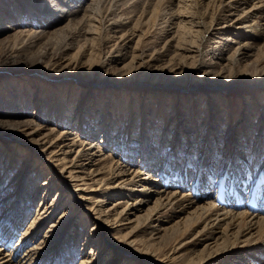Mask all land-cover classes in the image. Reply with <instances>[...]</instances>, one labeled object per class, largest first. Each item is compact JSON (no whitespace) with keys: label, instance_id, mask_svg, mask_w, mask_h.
I'll list each match as a JSON object with an SVG mask.
<instances>
[{"label":"bare ground","instance_id":"1","mask_svg":"<svg viewBox=\"0 0 264 264\" xmlns=\"http://www.w3.org/2000/svg\"><path fill=\"white\" fill-rule=\"evenodd\" d=\"M62 1L64 6L58 4L60 11L56 14L51 8H41L40 4L34 12L27 7L28 3H21L31 15L30 25L42 26L43 29L19 32L28 43L20 54L30 51L49 33L48 29L59 26L65 13L73 9L68 11V16H74V22L63 27L65 31H60L56 38H53L56 33L48 37L45 45L52 40L57 44L64 42L67 32L71 35L67 39L80 42V49L89 44L91 53L101 54L103 45L109 46L110 38L121 33L119 39L123 44L116 46V63L130 54L133 55L131 62L138 56L144 59L148 55L159 62L169 56L172 45L168 42L167 53H147L150 48L146 50L149 42L144 39L147 33L144 28L160 20L161 27L175 26L177 41L173 45L174 53L177 55L182 50L179 55L183 57L178 60L189 58L196 61L200 57L203 60L204 55H210L206 66L212 69H217L218 65L222 67L223 61L228 62L225 66L229 65L230 69L240 67L243 62L246 63L244 67L251 62L264 63V45L259 46V41L264 39V31L261 30L264 0H208L204 8L206 0H93L84 8L81 5L84 0H78L75 6L72 4L76 0ZM175 1L178 2L175 10L168 12L162 8L165 2L170 6L176 5ZM250 3L252 6L247 10ZM16 6L17 1L11 5ZM239 9L245 15L240 14L234 19L232 16L237 15ZM0 10L3 15L7 9ZM81 10L85 14L75 21ZM134 16L137 19L133 22ZM44 17L49 18V23H45ZM106 23L111 28L105 35L102 30ZM135 35L139 38L131 53L129 43ZM213 35L217 45L205 54L203 49L210 48L208 37ZM242 37L246 40H239ZM224 41L231 43L224 45ZM232 42L235 45H231ZM142 44L146 48L143 46L145 49H140V54H137L136 50ZM257 47L258 51L253 53ZM52 49L55 50L54 57L60 58L54 64L62 65L60 61L65 62L66 59L59 51L61 48ZM154 49L157 50L156 47ZM45 54L48 53L41 50L38 56ZM253 56L255 58L250 61ZM67 64L70 65L71 60ZM231 81L233 83L220 86L213 79L205 85L206 94L200 95L196 92L197 85H144L132 80L129 85L138 87L139 99L131 102L130 98L126 103L123 92L116 99L114 91H111L100 109L97 107L101 100L97 95L99 92L95 94L92 88L87 89L91 85L86 81H83L87 85L82 89L76 109L70 106L71 96L62 94L56 96L60 103L53 106L45 98L47 95H39L35 105L30 101L27 105L34 106L40 118L21 121L19 126L26 128L28 132H25L32 139L34 133L47 130L39 139L41 141L58 132L51 141L56 146L43 150L57 161L59 176L56 178L53 170L49 172V178L43 182L41 207L36 217L22 228L32 208L31 202L27 201L35 200L42 190L36 188L31 191L35 177L29 176V165L36 157H31V153L24 150L27 154L21 160L17 151L23 149L12 142L14 139L0 133V138H4L0 146L7 142L6 153L0 154V169L3 170L0 173V213L3 211L0 215V264H264V92L261 88L256 89L254 102L241 95L238 97L241 108L236 110L232 107L233 100L226 102L228 97L219 93L229 88L255 90L259 85L264 87V82L261 80L262 84L259 82L255 86ZM110 84L113 85L109 83L108 86ZM114 86L120 88V84ZM143 87L151 90L144 91ZM65 98L67 101H63ZM12 102L15 109V102ZM19 112L15 110V113ZM169 121L177 125L170 136ZM60 127L63 128L59 130ZM70 128L76 130L72 129L76 133L75 138H67ZM95 130L103 140L97 144L85 142ZM114 130L117 131L116 139L112 137ZM191 133L197 136H191ZM109 135V142L117 141L114 143L116 147L124 141L120 154H116L115 146L109 145L108 153L104 152L101 144L105 138L108 141ZM184 139L187 141L186 150L181 147ZM77 147L76 157L69 159V153ZM167 148L169 152L165 154ZM177 148L179 151L175 152ZM240 148L247 151L242 152ZM124 157L127 159L122 161ZM132 157H139L142 163H137ZM41 163L36 160V169L41 167ZM159 163L162 167L156 175H164L160 180L152 177ZM176 167H180L181 172H174ZM71 178L81 186L77 184L78 188H72L68 183V179L73 181ZM175 180H179L178 183ZM185 189L188 191L183 192ZM205 195L211 198L205 200ZM49 196L52 198L50 203L47 202ZM112 199L114 204L105 209L103 206ZM123 199L126 200L123 202ZM151 199H154L153 204L145 213H138ZM78 207H86L88 213L79 215ZM59 213L61 216L56 219ZM153 221L157 223L151 225L149 222ZM96 226L102 227L101 234L96 233ZM7 229L11 233L4 241L2 234ZM109 231H126V236L131 235L128 242L132 250L122 249L119 239L108 238L104 233ZM13 232L14 236H20L11 249L9 239ZM192 233H195L194 237L185 241ZM80 241L82 243L79 244ZM138 244L142 246L138 248ZM23 248H26L23 254L17 255ZM155 252L160 253L163 259L155 258ZM103 253L111 257L108 262ZM68 258H72L71 262Z\"/></svg>","mask_w":264,"mask_h":264},{"label":"rangeland","instance_id":"2","mask_svg":"<svg viewBox=\"0 0 264 264\" xmlns=\"http://www.w3.org/2000/svg\"><path fill=\"white\" fill-rule=\"evenodd\" d=\"M9 1H11V0H0V9L1 8L7 9L3 15H1V13H0V16H1L0 28L2 29V31H0V133L1 132L5 133L4 137H10L11 138L10 140L14 139L12 142H15L16 145L20 146L21 149H23V150L17 151L21 157V160H23L22 157L24 158V156L27 154V152H25L24 150H28L29 153H31V157H33V158L36 157L37 162H40V163L43 162L45 164V166H47V168H45L43 163H41L40 164L41 167L37 168V169H39V170H37L36 169V160L31 161V164L29 165V174L31 173L29 176L35 177V179L32 183V186H31V191L36 189V188H41L42 190H41V194L38 195L35 198V200L32 201L31 199H29V201H27V203L31 202L32 208H31V213H29V215L25 219V222H24V225L22 228L26 227V225L32 219H34L36 217V213H37L38 209L41 207L40 203H41V199L43 196L42 193H44L43 182H44L45 178H49L47 176H49V174H50L49 172H51L52 170L54 171L53 175L56 176V178H58L57 176H59V174H58L57 170L60 168L58 166L57 161L50 158L46 154L47 152L45 150H43V149H46L49 146H52L53 144H55V143L51 144L52 143L51 141H53L54 137H56L58 132L52 138H47L46 140L41 141L39 139L46 133L47 130H40L37 133H34V135H33L34 138L32 139L26 133V132H28V130L26 128H23V126H19V124H20L19 122H21V121L33 120V119L35 121H37V119L40 118L39 115L35 113L36 108L32 105H27L30 101L33 103V105H35V99L39 98L42 95H43V97H45L47 95V97H45V98L49 99L48 101L53 106L54 104L60 103V102H58L60 99L57 100L56 96L62 94L63 96H71V99H69L70 100L69 102H71L70 106H71V108L73 107L74 109H76L77 107H79V99H80V96L82 95V92H83L82 89H83V87H86L85 85H87V84H84L83 81H86L91 85L89 87H86L87 89L92 88V91H94L93 93H95V94L97 93V91L99 92V93H97V95H98V97H101V100H99V102H97L98 109H100L101 105L104 104L103 100H107L108 95H109V93H111V91H114V93H115L114 98L116 97V99H118V97L120 95H122V92H123V95L125 96V102L126 103L129 102L128 99H130V98H131V102H135L137 99H139L137 97L138 93L140 92L138 90V87L129 85L132 80H134V82L139 83V84L144 83V85L150 84V83H153V84L154 83L155 84L174 83L176 85H182L185 83L188 85H197L198 90H196V92H197V94H200V95L206 94L207 88L205 85L209 82L211 83V80H213V79L220 86L221 85L224 86V85H228V84L233 83L231 80H235L238 83L243 82V84H245L246 82L252 83V84H255V86L259 82H261V80L264 82V76H263L264 75V63L261 61L254 62L253 64L251 62V64L248 65L247 67H244L246 63L243 62L240 67H235V68H231V69L229 68L230 67L229 65L225 66L226 63H228V62L223 61L222 63L224 65L222 64V67H221V65H218L217 69H212L211 67L208 68L206 66V62L210 61V55L209 56L204 55L205 59H203V60L201 57L199 58V60L196 59V61H191V59L189 60V58H185L184 60H186V61L178 60V59H183V57L181 55H179L180 53H182L181 52L182 50H179V52L177 54L179 56H177L174 53L175 50H174L173 45H175L176 41H177L176 36H174L175 32H176L175 26H173V28L168 27V25L161 27V21L160 20H158L159 23L158 22L154 23V25L152 23V25L150 24L149 28L148 27L144 28L145 32H147L145 34L144 39H146V41L149 42L148 48L145 47L146 45L144 46L142 44V45H139V48L136 50L137 54H140V52H139V51H141L140 49L143 50L145 48H146V50L150 48L147 51V53L148 52L167 53V52H169L167 50V46H168V42H169L172 45L171 52L165 60L159 61V62L152 60V57H150L149 55L147 57L143 56L144 59H142L140 56H138L133 60V62H131L133 59V55L130 54L127 58L123 59L122 61L120 60L119 62L116 63L115 60L118 58V55H117L118 53L116 52V49L118 46H121L123 44V43H120V39H119L120 38L119 36L121 35V33H117L115 38L114 37L110 38V40H109L110 42H108L109 46L103 45V47H102L103 51L101 54H99V52L91 53V50L89 49V44L87 46L83 47L82 49H80V46H79L80 42H78L79 43L78 44L76 42H72L70 40V38L67 39V37L71 36L67 32L65 34L64 42L57 44V43H55V40H52L50 43L45 45L48 37H52L56 33V35L53 36V38H56V36L58 35V33L60 31H65V29H63V27H65L69 22H72L74 20V16H68L69 15L68 11H72L73 9L68 10L65 13V16L63 14L64 18L62 19L63 20L62 23L57 27H53L51 29H48L52 32L49 31V33L44 37V39L42 38L39 41H37L35 43V45H33L32 49L30 51L27 50L24 53L20 54L19 52H22L28 43H27V41H25V36H21V34L19 32L21 30L31 31L32 28H34V30H37V31H40L41 29H43L42 26H35V25L31 26L30 25L32 22L31 15L28 14V12L26 11V9L23 7V5L21 3L22 2L28 3L29 5L27 7H29L30 10H33L34 12H35V10H38L37 9L38 4H40L41 8H47V9L51 8L50 10L53 11L54 14H56L60 11L58 8L59 6H57V5L59 4L61 6H64V3L62 0H15V1H17V6H16L17 9H16V7H11V5L15 1L14 2H9ZM64 1L68 2V3L71 2V0H64ZM92 1L93 0H84L81 2V5H83L82 7L84 8L87 6L88 3H91ZM227 1H230V0H227ZM77 2H78V0L73 2L72 5L75 6ZM207 2H208V0H206V2L204 3L203 8L206 6ZM10 3H11V5H10ZM177 3L178 2L175 1L176 5H174V3H173L170 6V4H167L165 2V3H163L162 8H166L168 10V12H171L172 10H175L177 8ZM251 6H252V3L247 5V10ZM9 7H11V10H8ZM63 8L65 9L66 6ZM240 10L241 9H239V11L236 12L237 15L232 16L234 19L236 17L240 16V14L245 15L242 11L240 12ZM204 11H205V9H203V12ZM88 13H90V12H88ZM84 14H85V11L81 10L77 14V18L75 21H77L79 18L83 17ZM43 15H45V14L43 13ZM133 18H132V21L134 22L137 18H136V16H134ZM8 20H10V21H8ZM45 20L47 21L45 23H49V21H50L48 17H44V21ZM220 20L222 22V19H220ZM16 22H19V23L15 24ZM94 23H97V22H94ZM222 24L223 23H221V25ZM107 25H108V23L104 24L103 29L105 31L102 30L103 32H105L104 33L105 35H106V31L110 30L109 28H111V26H107ZM261 30L264 31V21H262V29ZM112 34L113 33H111V35ZM228 36L229 35H227V37ZM138 38H139V36L135 35L133 40L131 41V43H129V46L131 48V53L134 51V48L137 47ZM208 38H210V43H209L210 48H207V50L203 49L204 52L206 51L205 54H208L207 51L208 50L211 51L212 47L214 48L215 45H217V43L214 42V40H217L214 38V35L210 36ZM240 39L243 40V37L239 38V40ZM244 40H246V39L244 38ZM146 41H145V43H146ZM230 43L231 42L224 41V45H227ZM259 43H260L259 46L262 47L264 45V39L259 41ZM231 45H235V43L232 42ZM143 46L145 48H143ZM163 46H164V48H163ZM182 46H183V44H182ZM53 47H56L57 49L61 48V50H59V51L62 52V56L64 55V58L66 59L65 62L60 61V63H63L62 65L54 64V62L57 61L56 59L59 60L60 58L54 57L55 50L52 49ZM154 47L157 48L156 51H154L155 50ZM132 48H133V50H132ZM257 49H258V47L253 50V53L257 52L258 51ZM41 50L43 51V53L47 52L48 54H45V56H41V57L38 56V54L40 55ZM165 50H167V51L165 52ZM108 52H111V53H108ZM229 52H232V49L228 51V54H229ZM228 54H226V55H228ZM13 56H15V57H13ZM173 56H176V57H174L175 59L171 60ZM39 58H41V59H39ZM254 58L255 57L253 56L249 60L252 61ZM70 60H71V64L69 65L67 63ZM202 61H204L203 64H202ZM104 82H107V84L103 85ZM109 83H112L113 85L110 84L108 86ZM115 84H120V88H118L117 86H114ZM261 84H262V82H261ZM127 85H129V86H127ZM59 89H61V90H59ZM256 89H260V90H262V92H264V87L263 86L260 87V85H259V87L255 88V90L247 88V89H244L245 91H243L242 89L237 90L234 88H229L227 90L224 89L223 91H219V93L222 94V96L228 97L227 99H225V101L228 99L229 100L232 99L234 102L232 104V107L236 110V109L241 108V103H240V100L238 97L243 95V96L249 97L250 102H254L253 101V94L256 93ZM142 90L149 91L151 89H150V87H143ZM172 90H175V89H172ZM164 91L172 92L170 90H164ZM119 92H121V93H119ZM109 100H111V99H109ZM12 101L15 102V106H16L15 109H14V104ZM63 101H67V99L65 98V99H63ZM111 103H113V102H111ZM136 104L139 105L141 103L136 102ZM229 104H230V102H229ZM243 104H244V102H243ZM252 104H255V103H252ZM47 105L48 104L46 103V106ZM103 106H105V105H103ZM170 106H172V105H170ZM244 106H247V105L244 104ZM199 107H200V105H199ZM102 108H104V107H102ZM16 109L18 111H21V112L15 113ZM176 126L177 125L174 121H169V124H168L169 136L173 135ZM62 128L63 127H60L59 130H61ZM117 128H119V125L116 127V130H117ZM72 129L73 128L68 129V130H70L71 134L70 133L67 134V138L68 137L69 138H73V137L75 138L76 133H74V132H76V130L73 129L74 132H72ZM116 130H114L112 132V133H114V134H112V137H114V139L117 138L115 136L117 134ZM115 132H116V134H115ZM90 134H89V137L86 138L85 142H91V143L97 144V143H100L101 140H103V139H101V136L98 135V132L96 130H95L92 137H90ZM190 135L192 136V135H196V134L191 133ZM79 137H80V135H79ZM137 137L140 138L139 136H137ZM133 138H134L133 140L136 139L134 134H133ZM3 139L4 138H2V139L0 138V141ZM106 139L107 138L104 139L105 142L102 143L101 145L104 146V148H105L104 152L108 153V151L110 150V147H108V145L111 146L112 148H114V146H115L114 143H117V141L114 142L115 141L114 140L113 143L109 142L111 139L110 135H109L108 141ZM5 140H7V139L5 138ZM67 140H70V139H67ZM170 140H172V139H170ZM183 141L185 143H182L181 147H182V150H186V147H187L186 142L187 141L185 139ZM6 144H7V142L0 146V154H2V155H4V153H6V149H7ZM123 144H124V141L120 142L117 147L115 146L114 149H117L116 154H120V150H122ZM129 144H130V142H129ZM54 146H56V145H53V147ZM244 146H245V143H244L243 147ZM234 147H235V145H234ZM78 148L79 147H77L75 149V151H72L71 153H69V155H68L69 159L76 157ZM235 149H236V147L234 148V151H235ZM240 149L242 150V152L247 151L245 148H240ZM177 151H179L178 148H177V150H175V152H177ZM167 152H169L168 148L166 149L165 154ZM116 157L119 158L118 155ZM126 159L124 157V159L122 158V161H125ZM132 159H135V158L132 157ZM138 159H139V157H137L135 160L137 161V163L139 162V164H141L142 163L141 160L140 159L138 160ZM5 160H7L6 162L8 165V163H9L8 158H6ZM161 167H162V164L160 165V163H159L158 167L156 168L157 172H155V174H154L155 176H152V177H155L159 180L163 178L164 175L158 176V177L156 175V174H158V172L160 173ZM176 169L174 168V172L175 171H176V173L181 172L180 167H178V168L176 167ZM30 170H31V172H30ZM34 170H36V172ZM8 171H9V169H8ZM8 171H6V173H8ZM14 171H16V168ZM38 171H39V173H38ZM2 172H3V170L0 169V173H2ZM170 174L168 175V177L170 176ZM166 178H167V176H166ZM171 178L172 177H170V179ZM173 179H176V178L173 177ZM74 181L75 180L71 181L70 179H68V183L71 184V186H73L72 188H78L79 186H81L79 183H76ZM177 181H179V180H175V183H178ZM213 183H214V181H213ZM77 184L79 186H76ZM206 188H207V190H210L208 188V186ZM171 189H173V191H174L175 187L172 186ZM186 189L183 190V192L188 191ZM29 192H30V190H29ZM212 193H214V190L212 191ZM50 197L51 196H49V198L47 200V202H49V203L51 202V199H52ZM113 198H116V197H113ZM210 198H211L210 196H206V195L204 196L205 200L210 199ZM113 200L114 199L107 201V203L103 207L105 209H107V207H110L111 205H113L114 204V203H112V202H114ZM125 200L126 199H123V202ZM153 201H154V199L147 201L144 205H142L141 211L138 213H145L146 209H148V207H150V205L153 204ZM43 204H44V202H43ZM121 208H119V211ZM2 213H3V211H1L0 215ZM77 213L79 215H83L85 213H88V209L86 207H78ZM60 216H61V214L59 213L57 215L56 219H58ZM132 217H134V216H132ZM149 223L151 225H153L154 223H157V221H153V222H149ZM98 226H99V224H98ZM98 226L95 227V231H97L96 233L101 234L103 232V229H102V227L100 228ZM111 227H112V225H111ZM131 229H132V227L129 228V230H131ZM9 231H10V229L4 230V232L2 234L4 241L9 237V235L11 233V232L9 233ZM100 231H102V232H100ZM126 231H123L124 233H115V232L109 231V233H104V234H106L108 238H111L114 241H118V239H119L120 240L119 244H120V247L122 249L132 250V246L128 242V241H131L132 236L131 235L126 236L125 235ZM14 233L15 232H13L11 234L12 236L9 239V242L11 241L10 242L11 243V245H10L11 249H12V247H14V245H16V243L19 239L18 236H20V235H18L16 237V236H14ZM194 235H195V233L188 235L187 238L185 239V241L191 240L194 237ZM43 240H45V239H43ZM80 243H82V242L80 241L79 244ZM141 244H138L137 247L139 248V246H142ZM25 249L26 248H23L21 251H19L17 253V255L19 254L21 256ZM134 249L135 248H133V250ZM87 256L88 257L90 256V249L87 253ZM154 257L155 258L157 257L158 260L163 259L161 257V254L156 253V252L154 253ZM103 258L105 259L106 262H108L109 259H111V257L108 256V254H106V253H103ZM68 259H70L69 261L71 262L72 258H68Z\"/></svg>","mask_w":264,"mask_h":264}]
</instances>
